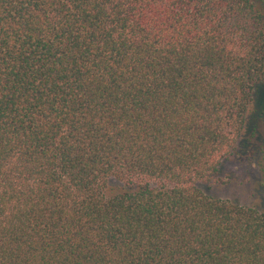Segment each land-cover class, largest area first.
<instances>
[{
    "label": "trees",
    "instance_id": "1",
    "mask_svg": "<svg viewBox=\"0 0 264 264\" xmlns=\"http://www.w3.org/2000/svg\"><path fill=\"white\" fill-rule=\"evenodd\" d=\"M263 86L264 0H0V264H264Z\"/></svg>",
    "mask_w": 264,
    "mask_h": 264
},
{
    "label": "rangeland",
    "instance_id": "2",
    "mask_svg": "<svg viewBox=\"0 0 264 264\" xmlns=\"http://www.w3.org/2000/svg\"><path fill=\"white\" fill-rule=\"evenodd\" d=\"M263 87L246 129V136L251 140V146L248 147L250 151L242 152L239 157L224 163L222 174L229 176L230 180L227 182L211 186L200 183L207 194L260 209H264V152H258V149H264Z\"/></svg>",
    "mask_w": 264,
    "mask_h": 264
}]
</instances>
